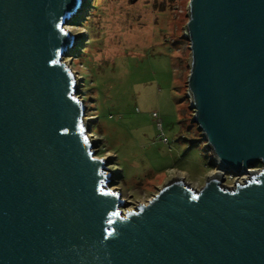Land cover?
I'll return each mask as SVG.
<instances>
[{
    "label": "water",
    "instance_id": "water-1",
    "mask_svg": "<svg viewBox=\"0 0 264 264\" xmlns=\"http://www.w3.org/2000/svg\"><path fill=\"white\" fill-rule=\"evenodd\" d=\"M83 6L0 0V264H264V0H190L187 95L217 171L126 212L64 59Z\"/></svg>",
    "mask_w": 264,
    "mask_h": 264
},
{
    "label": "rangeland",
    "instance_id": "rangeland-1",
    "mask_svg": "<svg viewBox=\"0 0 264 264\" xmlns=\"http://www.w3.org/2000/svg\"><path fill=\"white\" fill-rule=\"evenodd\" d=\"M189 2L83 0L65 26L77 39L64 59L77 76L95 153L107 159L108 186L122 193L124 212L175 178L200 188L215 171L187 95Z\"/></svg>",
    "mask_w": 264,
    "mask_h": 264
},
{
    "label": "built area",
    "instance_id": "built-area-1",
    "mask_svg": "<svg viewBox=\"0 0 264 264\" xmlns=\"http://www.w3.org/2000/svg\"><path fill=\"white\" fill-rule=\"evenodd\" d=\"M153 115H154V117H158V114L156 112L153 113ZM157 125H158L159 128L162 127V123L159 120H158ZM216 171H217V169H215L214 172H216ZM225 176H226L227 179L228 178H233V179H235V181H236V179L239 180V181H243L246 178L245 176H238V175H235L234 173H230V172L226 173Z\"/></svg>",
    "mask_w": 264,
    "mask_h": 264
},
{
    "label": "snow or ice",
    "instance_id": "snow-or-ice-1",
    "mask_svg": "<svg viewBox=\"0 0 264 264\" xmlns=\"http://www.w3.org/2000/svg\"><path fill=\"white\" fill-rule=\"evenodd\" d=\"M85 142H87V139L85 138ZM113 215H119V213H113Z\"/></svg>",
    "mask_w": 264,
    "mask_h": 264
},
{
    "label": "bare ground",
    "instance_id": "bare-ground-1",
    "mask_svg": "<svg viewBox=\"0 0 264 264\" xmlns=\"http://www.w3.org/2000/svg\"><path fill=\"white\" fill-rule=\"evenodd\" d=\"M66 29H67L68 31H70V28H69V27H67Z\"/></svg>",
    "mask_w": 264,
    "mask_h": 264
}]
</instances>
